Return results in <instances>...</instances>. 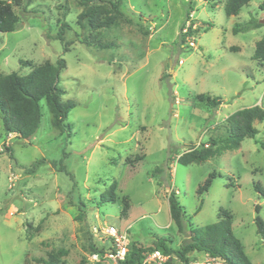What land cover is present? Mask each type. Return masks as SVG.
Instances as JSON below:
<instances>
[{
	"label": "rangeland",
	"instance_id": "1",
	"mask_svg": "<svg viewBox=\"0 0 264 264\" xmlns=\"http://www.w3.org/2000/svg\"><path fill=\"white\" fill-rule=\"evenodd\" d=\"M3 1L19 26L0 32V74H25V62L62 57L58 87L75 106L59 130L42 99L40 127L27 139L9 136L0 119V264H43L36 259L60 249L57 264H94L89 245L108 247L102 229L109 225L126 231L129 244L146 248L170 237L166 244L179 248L189 225L216 222L220 208L231 213L251 264H264L255 223L264 221V121L254 122L257 134L237 149L177 163L226 137L231 113L264 107V67L252 59L264 35L263 0H249L233 16L217 0H121L132 20L95 29L76 22L78 0ZM251 18L261 25L233 32ZM62 21L70 26L65 45L56 39ZM187 21L195 28L182 40ZM202 93L220 98L218 112L194 98ZM155 167L161 171L152 174ZM213 171L208 191L198 195ZM112 182L114 200L106 202ZM170 192L185 210L184 233L170 219ZM187 257L189 264H223L206 252Z\"/></svg>",
	"mask_w": 264,
	"mask_h": 264
},
{
	"label": "trees",
	"instance_id": "2",
	"mask_svg": "<svg viewBox=\"0 0 264 264\" xmlns=\"http://www.w3.org/2000/svg\"><path fill=\"white\" fill-rule=\"evenodd\" d=\"M223 2V8L226 16L239 14L242 7L248 5L249 0H217ZM82 10L76 16L78 25L95 28H110L118 25L122 21H130L133 17L127 15L122 8L121 0H78ZM259 10L264 12V0L258 4ZM189 18V13L186 14ZM186 19V20H187ZM194 23H190L186 32L179 34L180 39L190 35ZM261 23L255 19H250L244 23H236L233 32L247 31L259 27ZM19 26V18L12 10V7L5 1L0 0V32H11ZM70 26L62 21L56 33V39L64 43V35ZM185 28V23L181 26V31ZM231 49H237L232 47ZM64 50L67 51L66 46ZM252 59L256 60L259 66L264 67V35L255 42ZM31 68L25 74L10 72L0 74V119L4 131L15 133L22 139L31 137L40 127L42 117L41 100L44 99L50 112L51 126L62 130L66 126L65 119L75 103L69 100H63L64 90L58 87L60 72L65 68V60L58 57L55 62L45 61L36 66L30 62H25ZM196 100L203 102L210 109H217L221 105L218 97L208 94H197ZM264 121V107L261 105H252L245 107L228 115L225 119L227 124V135L223 139L212 143V145L192 149L183 153L177 163L187 165L195 162L200 163L211 157L219 156L227 150H233L240 147L245 138L254 137L258 129L254 122ZM10 158H13L10 154ZM161 171L160 167H155L153 173ZM216 172L209 173L208 177L200 184L196 190L198 195L207 192ZM115 183L112 182L109 187V195L102 197L104 201H113L114 194L112 189ZM260 190L259 186H255ZM261 191V190H260ZM168 209L171 221L174 223L178 233L185 232L186 214L183 206L180 204L175 192H170L167 196ZM125 204L123 209L126 208ZM256 220L257 233L261 242L264 244V221L258 216ZM232 215L229 211L220 208L218 211V220L203 227L188 226L187 239L179 248H172L166 243H171L170 237H157L150 246L143 248L135 243L129 244L126 260L122 264H141L145 253L160 250L165 255L174 254L180 264H188L187 255L193 251L206 252L210 257L219 259L223 264H251L250 260L243 251L240 240L234 235L231 226ZM105 247L98 248L92 242L89 245V254L92 252H103ZM64 250L60 249L56 253H49L48 258H37L36 261L43 264H57L59 257L64 255ZM84 261L81 260L80 264ZM173 263L169 259L165 264Z\"/></svg>",
	"mask_w": 264,
	"mask_h": 264
},
{
	"label": "built area",
	"instance_id": "3",
	"mask_svg": "<svg viewBox=\"0 0 264 264\" xmlns=\"http://www.w3.org/2000/svg\"><path fill=\"white\" fill-rule=\"evenodd\" d=\"M187 22L183 30H187L190 25V22ZM193 28H195V25H192ZM190 45L194 46V43L190 42ZM94 231L99 233L100 230L94 227ZM102 232L110 240V245L103 252L90 253L88 260L94 264H122L126 260L129 248L128 233L126 231L121 232L116 227L110 225L102 229ZM169 259H172L170 255H165L160 250H154L144 254L141 264H147L150 261L165 264Z\"/></svg>",
	"mask_w": 264,
	"mask_h": 264
},
{
	"label": "crops",
	"instance_id": "4",
	"mask_svg": "<svg viewBox=\"0 0 264 264\" xmlns=\"http://www.w3.org/2000/svg\"><path fill=\"white\" fill-rule=\"evenodd\" d=\"M191 16H192V14H191V13H189V17H190V18H191ZM218 110H219L218 108H217V109H215V111H216V112H218ZM8 135H9V136H12V137H16V138L18 137V136H16V134H15V133H9ZM187 258H188V257H187ZM188 259H189V258H188ZM210 259H211V258H210ZM212 259H213V258H212ZM188 264H189V260H188Z\"/></svg>",
	"mask_w": 264,
	"mask_h": 264
}]
</instances>
